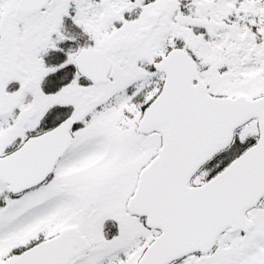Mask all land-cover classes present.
Masks as SVG:
<instances>
[{
  "label": "snow or ice",
  "instance_id": "1",
  "mask_svg": "<svg viewBox=\"0 0 264 264\" xmlns=\"http://www.w3.org/2000/svg\"><path fill=\"white\" fill-rule=\"evenodd\" d=\"M0 264H264V0H0Z\"/></svg>",
  "mask_w": 264,
  "mask_h": 264
}]
</instances>
